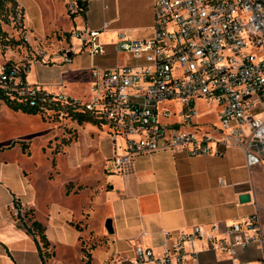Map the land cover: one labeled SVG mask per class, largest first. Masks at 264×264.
<instances>
[{
    "label": "built area",
    "instance_id": "obj_1",
    "mask_svg": "<svg viewBox=\"0 0 264 264\" xmlns=\"http://www.w3.org/2000/svg\"><path fill=\"white\" fill-rule=\"evenodd\" d=\"M67 9L70 15L81 12L76 2ZM154 20L151 38L121 35L115 43L136 64L91 70L87 99L27 83L22 73L28 64L2 65L0 90L40 113L85 115L106 126L115 150L122 149L112 159L117 172L138 156L178 149H186L190 156L220 155L221 148L237 146L248 166L263 163L264 0H155ZM16 27L30 44L20 5ZM72 36L93 56L105 52L98 31L76 30ZM58 54L69 64L75 51L61 49ZM198 100L215 106L219 127L200 129L195 121ZM198 240L233 260L238 250L256 245L263 252L259 264H264L258 213L229 225L225 236L217 234L216 226L181 231L160 255L137 246L135 264L196 261L197 252L188 247Z\"/></svg>",
    "mask_w": 264,
    "mask_h": 264
},
{
    "label": "crops",
    "instance_id": "obj_2",
    "mask_svg": "<svg viewBox=\"0 0 264 264\" xmlns=\"http://www.w3.org/2000/svg\"><path fill=\"white\" fill-rule=\"evenodd\" d=\"M44 1L58 7L56 19L45 21L39 0H18L32 37L30 42L31 39L56 38L48 51L41 52L39 59H28L21 64H28L24 79L27 83L39 84L52 93L63 91L72 97L89 98L93 68L104 70L137 63L116 49L120 36L148 39L154 33L155 0ZM73 2L86 3V10L70 15L67 8ZM31 10H37L39 26L35 25ZM59 19L65 21V27L59 24ZM76 30L98 31V41L105 52L91 55L89 47L72 36ZM61 49L75 51L71 63L62 62L58 54ZM62 82L63 87H60ZM86 123V127L78 130V141L68 147L66 154L52 157L56 174L54 179H48L56 182L62 172V161L70 175L60 187L62 202L48 207L40 221L50 241L51 263L87 264L82 252V248H86L90 253L89 264H135L137 246L150 248L160 255L181 231L190 232L196 226L211 230L216 226L217 234L225 236L229 225L244 223L254 213H258L264 233V162L248 166L244 152L237 146L221 148L220 155L190 156L186 149H178L138 156L125 165L123 172H117L111 169L112 159L116 152L122 153V149L115 150L108 128L106 133L100 132L93 138L95 129L106 126ZM209 125L219 127V122L216 120ZM33 135L9 140L8 148H14L16 140V146L20 145L24 153L21 145L25 144L23 138L28 137L26 155H31ZM110 142L111 150L107 146ZM92 149L97 151L87 159ZM94 156L99 157V163L94 161ZM92 161L99 166L106 165L105 187L94 192L91 188H76L64 193L68 181L90 184V176L79 170ZM244 194L250 199L241 202ZM11 196L16 197L12 192ZM74 201H78L76 208L67 205ZM108 219L112 233L105 226ZM0 244L6 255L14 251L1 240ZM68 248L74 249L73 257L64 254V249ZM188 250L197 252V260L189 259L186 264H234L239 260L259 264L263 258L262 250L256 245L238 250L234 260L212 250L205 240L194 242ZM30 251L42 264L34 244Z\"/></svg>",
    "mask_w": 264,
    "mask_h": 264
},
{
    "label": "rangeland",
    "instance_id": "obj_3",
    "mask_svg": "<svg viewBox=\"0 0 264 264\" xmlns=\"http://www.w3.org/2000/svg\"><path fill=\"white\" fill-rule=\"evenodd\" d=\"M39 2L45 21L57 18L58 7L44 0ZM18 11V0H0V24L6 33L5 37H0V67L9 62L19 65L28 59H39L41 52L48 51L56 40L52 36L46 41L31 39V44H27L23 39V33H19L16 27ZM31 14L35 16V25L39 26L41 21L37 10H31ZM59 24L66 26L62 19H59ZM27 34L32 38L29 33ZM197 112L195 121L202 131L208 129L209 124L217 120V109L205 100L197 101ZM86 126L87 123L79 124L70 116L51 114V112L41 114L40 117L17 113L11 110L5 101L0 100V240L15 251L12 252L13 257L12 254L6 255L0 244V264H40L38 256L30 251L33 244L35 246L33 237L25 232L22 224H30L34 219L42 221L48 207L62 202L60 187L69 177L70 172L62 161L60 162L62 172L56 177V182L50 181L56 174L53 170L52 157L65 155L68 147L78 141V130ZM95 130L93 138L99 136L100 132L106 133L107 127ZM31 134L35 137L30 146L31 155H26L28 150L22 153L20 145L16 146L18 145L16 140L14 148H8L11 144L9 140ZM23 139L25 141L23 143L26 144L29 138ZM107 146L111 150V142ZM96 151L92 149L87 154V159ZM93 158L99 163L98 156ZM96 162H89L81 171L79 170L81 174L86 173L90 176V184L68 181L63 192L65 193L67 188L70 190L91 188L92 192L103 189L108 172L105 171L106 165L99 166ZM111 169H114L113 165ZM11 192L16 195L15 198H12ZM77 204L78 201H74L67 205L76 208ZM43 252L44 257H40L42 264H53L52 250L43 249ZM65 253L73 257L75 252L74 249L68 248L64 249Z\"/></svg>",
    "mask_w": 264,
    "mask_h": 264
},
{
    "label": "trees",
    "instance_id": "obj_4",
    "mask_svg": "<svg viewBox=\"0 0 264 264\" xmlns=\"http://www.w3.org/2000/svg\"><path fill=\"white\" fill-rule=\"evenodd\" d=\"M78 4L80 5L81 12H84L86 10V3L79 2ZM5 36H6V33L3 31L1 24H0V37H5ZM8 64H13V63L9 62ZM25 76H26L25 72L22 73L23 79H25ZM0 100L5 101L6 105L14 111H22L24 113L33 114V115H36V114L43 115V113H40L35 108H30L26 106L25 104L18 103L10 99L2 90H0ZM71 118L72 120H75L79 124H83L86 122L95 123L92 118H90L89 116H85V115L71 114ZM21 147L24 153L29 148L27 144H22ZM67 192H69L68 188H67ZM22 228L25 230V232L28 235H31L33 237V241L35 243L38 254L41 258H43L44 257L43 249H46L47 251H49L50 249V241L47 238L45 226L39 220L34 219L31 221L30 224L23 223ZM82 252L84 254V257L86 258L87 264H89V257H90L89 251L86 248H82Z\"/></svg>",
    "mask_w": 264,
    "mask_h": 264
},
{
    "label": "water",
    "instance_id": "obj_5",
    "mask_svg": "<svg viewBox=\"0 0 264 264\" xmlns=\"http://www.w3.org/2000/svg\"><path fill=\"white\" fill-rule=\"evenodd\" d=\"M250 199V196L248 195V194H244V195H241V197H240V201L241 202H246V201H248ZM106 229H107V231L109 232V233H112L113 232V229H112V223H111V220L110 219H108L107 221H106Z\"/></svg>",
    "mask_w": 264,
    "mask_h": 264
}]
</instances>
